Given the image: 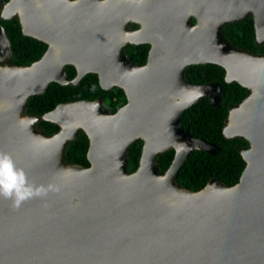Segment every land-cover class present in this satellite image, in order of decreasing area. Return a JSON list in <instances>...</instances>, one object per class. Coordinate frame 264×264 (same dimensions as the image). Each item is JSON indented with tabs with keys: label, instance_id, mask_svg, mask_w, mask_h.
Returning a JSON list of instances; mask_svg holds the SVG:
<instances>
[{
	"label": "water",
	"instance_id": "water-1",
	"mask_svg": "<svg viewBox=\"0 0 264 264\" xmlns=\"http://www.w3.org/2000/svg\"><path fill=\"white\" fill-rule=\"evenodd\" d=\"M248 16L263 44L264 0H0V19L17 18L23 36L47 44L31 65H13L0 26V152L30 183L59 189L18 208L0 197V264H264V55L233 47L222 32ZM127 43L150 45L144 64L127 56ZM199 63L220 66L225 83L249 91L222 129L249 147L240 151L236 184L210 178L192 192L173 174L190 152L220 148L187 131L181 115L202 98L212 107L223 99L220 83L186 79L185 68ZM88 72L103 89L120 87L126 103L114 113L101 98L26 113L29 97L51 82L75 85ZM60 109L94 117L78 127L77 118L54 116ZM40 120L58 131L47 136ZM81 130L88 166L62 155ZM138 138L142 150L128 173L127 151ZM167 149L174 155L160 173L155 156Z\"/></svg>",
	"mask_w": 264,
	"mask_h": 264
},
{
	"label": "trees",
	"instance_id": "trees-1",
	"mask_svg": "<svg viewBox=\"0 0 264 264\" xmlns=\"http://www.w3.org/2000/svg\"><path fill=\"white\" fill-rule=\"evenodd\" d=\"M6 1L2 0L3 3ZM194 21L195 19L192 18V22ZM0 26L7 37L9 49H11L10 63L16 66H29L42 57L47 44L23 36L17 18L0 19ZM127 27L137 28V25L129 23ZM222 32L224 39L233 47L256 56L264 55V43L257 44L255 41L251 16L241 21L225 24L222 26ZM149 47L148 43H127L124 46V51L134 62L144 64ZM65 71L70 79L76 74L73 65L67 64ZM184 75L187 80L194 83L218 82L221 84L223 99L217 107H212L207 98H202L184 109L181 115V125L187 131L196 138L215 143L220 150L215 155L195 150L190 152L173 174V178L180 186L192 190V192L200 190L210 178L216 179L225 187H230L237 183L244 168L240 151L247 149L249 144L240 137L224 138L222 129L227 120L229 109L240 103L249 91L237 83H225V71L214 64L188 65ZM96 98H101L111 113L116 112L127 100L120 87L113 86L110 89H103L98 82L97 74L88 72L75 85L51 82L43 94L29 97L26 113L41 117L58 103ZM37 127L47 136L54 135L59 129L57 124L43 120L39 121ZM142 144L143 140L138 138L129 145L126 172H132L137 167ZM88 145L87 135L84 131H79L75 139L69 140L64 146L63 159L68 163L88 166L89 163L85 156ZM173 155V149L156 154L155 162L160 173L168 167Z\"/></svg>",
	"mask_w": 264,
	"mask_h": 264
},
{
	"label": "clouds",
	"instance_id": "clouds-1",
	"mask_svg": "<svg viewBox=\"0 0 264 264\" xmlns=\"http://www.w3.org/2000/svg\"><path fill=\"white\" fill-rule=\"evenodd\" d=\"M138 2L142 3L143 0ZM58 190L53 185L45 187L30 183L25 171L15 165L12 157L0 152V197L11 200L14 207L18 208L29 199L44 197L49 191Z\"/></svg>",
	"mask_w": 264,
	"mask_h": 264
},
{
	"label": "bare ground",
	"instance_id": "bare-ground-1",
	"mask_svg": "<svg viewBox=\"0 0 264 264\" xmlns=\"http://www.w3.org/2000/svg\"><path fill=\"white\" fill-rule=\"evenodd\" d=\"M61 113H64L65 115L64 122L66 124L69 122L71 118H77L78 120H80L79 122L75 121L78 127L81 126L82 124L89 125V122L94 117V114H92V111L89 109L88 110L87 109H71V110L60 109L54 114V116L57 117Z\"/></svg>",
	"mask_w": 264,
	"mask_h": 264
}]
</instances>
